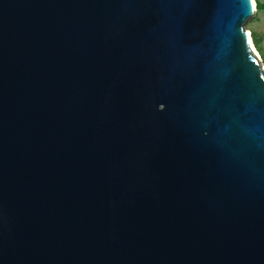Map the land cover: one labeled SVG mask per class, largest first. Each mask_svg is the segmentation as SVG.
<instances>
[{
    "label": "water",
    "instance_id": "obj_1",
    "mask_svg": "<svg viewBox=\"0 0 264 264\" xmlns=\"http://www.w3.org/2000/svg\"><path fill=\"white\" fill-rule=\"evenodd\" d=\"M255 0H0V264H264Z\"/></svg>",
    "mask_w": 264,
    "mask_h": 264
},
{
    "label": "rangeland",
    "instance_id": "obj_2",
    "mask_svg": "<svg viewBox=\"0 0 264 264\" xmlns=\"http://www.w3.org/2000/svg\"><path fill=\"white\" fill-rule=\"evenodd\" d=\"M258 1L264 4V0H255V2ZM245 29L249 33L251 39L252 33L261 35L262 38L259 43V48L257 49L255 46L254 47L264 65V8L256 10L254 15L245 23Z\"/></svg>",
    "mask_w": 264,
    "mask_h": 264
},
{
    "label": "trees",
    "instance_id": "obj_3",
    "mask_svg": "<svg viewBox=\"0 0 264 264\" xmlns=\"http://www.w3.org/2000/svg\"><path fill=\"white\" fill-rule=\"evenodd\" d=\"M261 8H264V4L261 3V2H256V10L257 9H261ZM252 41H253V44L254 46L258 49L259 48V43L261 41V35L257 34V33H252Z\"/></svg>",
    "mask_w": 264,
    "mask_h": 264
},
{
    "label": "bare ground",
    "instance_id": "obj_4",
    "mask_svg": "<svg viewBox=\"0 0 264 264\" xmlns=\"http://www.w3.org/2000/svg\"><path fill=\"white\" fill-rule=\"evenodd\" d=\"M248 33V32H247ZM248 35H249V33H248ZM249 37H250V35H249Z\"/></svg>",
    "mask_w": 264,
    "mask_h": 264
}]
</instances>
